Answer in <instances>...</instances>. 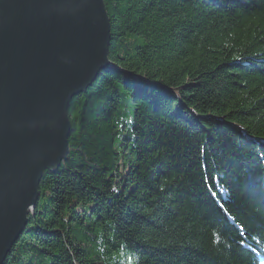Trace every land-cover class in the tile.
<instances>
[{
	"label": "trees",
	"instance_id": "trees-1",
	"mask_svg": "<svg viewBox=\"0 0 264 264\" xmlns=\"http://www.w3.org/2000/svg\"><path fill=\"white\" fill-rule=\"evenodd\" d=\"M104 1L112 65L4 264H264V0Z\"/></svg>",
	"mask_w": 264,
	"mask_h": 264
},
{
	"label": "water",
	"instance_id": "water-1",
	"mask_svg": "<svg viewBox=\"0 0 264 264\" xmlns=\"http://www.w3.org/2000/svg\"><path fill=\"white\" fill-rule=\"evenodd\" d=\"M111 44L104 0H0V264L68 159L70 105L110 69Z\"/></svg>",
	"mask_w": 264,
	"mask_h": 264
},
{
	"label": "rangeland",
	"instance_id": "rangeland-1",
	"mask_svg": "<svg viewBox=\"0 0 264 264\" xmlns=\"http://www.w3.org/2000/svg\"><path fill=\"white\" fill-rule=\"evenodd\" d=\"M33 210H34V209H33ZM33 210H31V212H33ZM31 212H30V213H31ZM28 224H29V216H28Z\"/></svg>",
	"mask_w": 264,
	"mask_h": 264
},
{
	"label": "bare ground",
	"instance_id": "bare-ground-1",
	"mask_svg": "<svg viewBox=\"0 0 264 264\" xmlns=\"http://www.w3.org/2000/svg\"><path fill=\"white\" fill-rule=\"evenodd\" d=\"M95 85V84H94ZM64 163V162H63ZM62 165V164H61ZM39 198H40V196H39ZM37 205V204H36ZM28 226V225H27Z\"/></svg>",
	"mask_w": 264,
	"mask_h": 264
}]
</instances>
